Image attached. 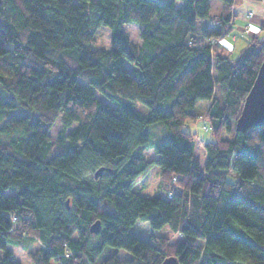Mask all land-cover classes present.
<instances>
[{
    "label": "trees",
    "instance_id": "1",
    "mask_svg": "<svg viewBox=\"0 0 264 264\" xmlns=\"http://www.w3.org/2000/svg\"><path fill=\"white\" fill-rule=\"evenodd\" d=\"M239 2L215 0L210 16V0H0V264L25 240L40 243L32 264H264V124L235 130L264 36L236 57L217 41ZM199 100L203 165L183 129ZM155 122L169 133L148 158L135 149ZM153 166L160 194L148 197L133 186Z\"/></svg>",
    "mask_w": 264,
    "mask_h": 264
},
{
    "label": "rangeland",
    "instance_id": "2",
    "mask_svg": "<svg viewBox=\"0 0 264 264\" xmlns=\"http://www.w3.org/2000/svg\"><path fill=\"white\" fill-rule=\"evenodd\" d=\"M241 1L242 0H240V2ZM262 1L264 2V0H262ZM213 5H214V3H213ZM243 17H244L245 21L247 22L246 25H244L242 28H239V30L237 29L238 27L236 29L231 28L230 31L228 32V34L232 38L235 37L237 34H239L241 31H245V33L248 34L250 36V38H252L256 34V31H253V28L258 29V30L260 28L264 29V24H257L256 22H253V21H256L254 19V17H255V10L254 9L247 10L244 13ZM129 26L138 28V26L134 23L124 24L123 29L128 34V36H129V31H128ZM101 34H103V30L98 29V31L96 33V36H97L96 38L97 39L101 38L102 37ZM260 36L261 37L264 36V31L260 32ZM250 38H248V40ZM227 41H228V39H227L226 35H223L222 37L219 38V43L226 45L230 49V53L233 57H236L237 55H239L240 51L243 49V47L248 42V41H246L245 43H243V41H242V43H238L237 46L234 47V46H232L233 40H231L229 42H227ZM133 42H136V41H133ZM96 45L100 46L101 44L96 43ZM128 67L130 68V66H128ZM169 105H170L169 99H164L160 103V107L163 109H168L170 107ZM136 107L138 109H141L142 111L148 113L147 107H145L141 104H138ZM205 108H206V101H204V100L197 101V103L195 104V108H194L195 113L198 115L196 121L191 122V123L187 122V123H185V125H183L184 130L189 131V132H195L199 137V139H197L195 153L199 157V159L201 161V165H203V163H204L203 141L212 139V135L210 132H209V135L205 136L200 131V128H209L207 119L205 120V116H204ZM197 120L200 121L199 127H193V125L196 124ZM59 131H60V123H59V120L57 119L49 131V138L52 141H55ZM144 131L148 134L149 141H148L146 146L137 147L135 150H136V152H142L143 155L147 156L148 158L156 157V155L153 151V145L156 143H160V142L164 141L168 137L169 131L160 122L147 124L144 128ZM159 171H160L159 167L153 166L150 170L145 172L143 175L139 176V183H137V181H136L135 185L133 186V189L135 191H137L138 193L145 195V196H148V197H154V196L160 194V184H159L160 181H158L156 183V189L154 191L148 192V191L144 190L148 186L150 181H153L155 179V177L159 176ZM159 233L160 234H166L169 237V239H171V240L175 239L178 236V234L176 233L175 237L173 238L172 233L168 230V227H167V229L165 227H163L159 231ZM24 242H26V243H24ZM24 242L22 245H15V244H7L6 245V249L11 251V258L16 264H32L28 260V258L26 257V251L27 250H35L40 245V243L37 240H34L31 243L29 241H26V240ZM197 244H202V241L198 240ZM112 250H114V248L106 247L104 249L103 254L105 253V255H107V253H110ZM2 254H3V251L0 249V256ZM127 255H128L127 252L119 251L120 257H127Z\"/></svg>",
    "mask_w": 264,
    "mask_h": 264
},
{
    "label": "water",
    "instance_id": "3",
    "mask_svg": "<svg viewBox=\"0 0 264 264\" xmlns=\"http://www.w3.org/2000/svg\"><path fill=\"white\" fill-rule=\"evenodd\" d=\"M261 124H264V58L258 67L253 83L244 98L240 112L235 120V130L243 132L249 127ZM103 171V167L97 168L93 173V177L98 178ZM99 229V220H95L90 224V232L97 233ZM159 264L180 263L176 256H167Z\"/></svg>",
    "mask_w": 264,
    "mask_h": 264
},
{
    "label": "crops",
    "instance_id": "4",
    "mask_svg": "<svg viewBox=\"0 0 264 264\" xmlns=\"http://www.w3.org/2000/svg\"><path fill=\"white\" fill-rule=\"evenodd\" d=\"M238 4L245 5V7H233L234 4L231 5V10L234 14L232 28L236 29L238 27L237 29L239 30V28H242L244 25H246L247 22L245 21L243 15L249 9L255 10L254 19L256 21L253 22H256L257 24H264V2L262 0H242ZM219 9L220 6L215 8V0H210L209 15L216 16ZM262 31H264V29L260 28L258 31H256V34H260V32ZM226 37L228 39L227 42L233 40L232 46L234 47H236L238 43H242V41L243 43H245L246 41H248V38H250V36L246 34L245 31H241L233 38L229 34H226ZM217 41L219 42V39Z\"/></svg>",
    "mask_w": 264,
    "mask_h": 264
},
{
    "label": "clouds",
    "instance_id": "5",
    "mask_svg": "<svg viewBox=\"0 0 264 264\" xmlns=\"http://www.w3.org/2000/svg\"><path fill=\"white\" fill-rule=\"evenodd\" d=\"M233 7H245V5L242 4H234ZM129 31V40L131 41H136L137 43L142 44L143 43V37L140 35L139 29L135 27L129 26L128 28ZM97 44H103L105 48H111L112 46V41L110 39V30L106 31L105 34L97 39L95 41ZM207 118L205 117V120ZM188 123H191L190 121ZM200 121L197 120L196 124L193 125V127H199ZM200 131L203 133V135L207 136L209 135L210 128H200ZM199 139V137H197ZM162 178L157 176L153 181H150L148 186L144 189L145 191L152 192L156 189V183L160 181ZM172 181L176 180L175 176L171 177ZM137 183H139V178L137 179ZM165 228L167 229V225H165ZM176 233H172L173 238L175 237Z\"/></svg>",
    "mask_w": 264,
    "mask_h": 264
},
{
    "label": "snow or ice",
    "instance_id": "6",
    "mask_svg": "<svg viewBox=\"0 0 264 264\" xmlns=\"http://www.w3.org/2000/svg\"><path fill=\"white\" fill-rule=\"evenodd\" d=\"M253 31H258V29L253 28Z\"/></svg>",
    "mask_w": 264,
    "mask_h": 264
}]
</instances>
